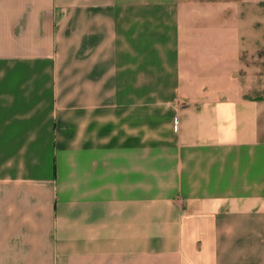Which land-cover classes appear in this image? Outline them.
Here are the masks:
<instances>
[{
    "label": "crops",
    "instance_id": "obj_1",
    "mask_svg": "<svg viewBox=\"0 0 264 264\" xmlns=\"http://www.w3.org/2000/svg\"><path fill=\"white\" fill-rule=\"evenodd\" d=\"M0 264H264V0H0Z\"/></svg>",
    "mask_w": 264,
    "mask_h": 264
}]
</instances>
